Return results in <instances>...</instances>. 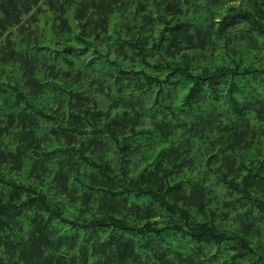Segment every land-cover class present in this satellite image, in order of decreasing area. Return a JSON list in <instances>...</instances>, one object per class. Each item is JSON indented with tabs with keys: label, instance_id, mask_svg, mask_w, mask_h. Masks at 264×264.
Instances as JSON below:
<instances>
[{
	"label": "trees",
	"instance_id": "16d2710c",
	"mask_svg": "<svg viewBox=\"0 0 264 264\" xmlns=\"http://www.w3.org/2000/svg\"><path fill=\"white\" fill-rule=\"evenodd\" d=\"M0 264H264V0H0Z\"/></svg>",
	"mask_w": 264,
	"mask_h": 264
}]
</instances>
